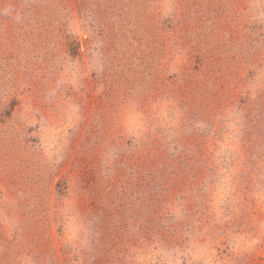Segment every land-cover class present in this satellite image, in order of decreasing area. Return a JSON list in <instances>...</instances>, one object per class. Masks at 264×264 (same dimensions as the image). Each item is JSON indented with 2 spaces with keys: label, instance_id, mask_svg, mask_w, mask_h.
<instances>
[{
  "label": "rangeland",
  "instance_id": "1",
  "mask_svg": "<svg viewBox=\"0 0 264 264\" xmlns=\"http://www.w3.org/2000/svg\"><path fill=\"white\" fill-rule=\"evenodd\" d=\"M0 264H264V0H0Z\"/></svg>",
  "mask_w": 264,
  "mask_h": 264
}]
</instances>
